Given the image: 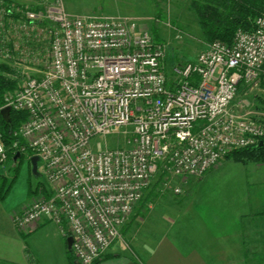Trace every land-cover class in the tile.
Here are the masks:
<instances>
[{
	"label": "built area",
	"instance_id": "built-area-1",
	"mask_svg": "<svg viewBox=\"0 0 264 264\" xmlns=\"http://www.w3.org/2000/svg\"><path fill=\"white\" fill-rule=\"evenodd\" d=\"M14 36L47 39L49 65L4 94L0 111L25 119L7 135L0 115V166L16 153L37 156L49 192L11 221L22 232L43 219L59 225L77 264L106 255L158 171L160 192L178 195L173 180L200 178L264 136L263 125L228 110L240 84L264 75V11L252 30L237 29L231 44L212 41L171 78L164 45L149 31L126 18L71 16L62 0H37L35 9L0 0L6 55L31 61ZM113 135L126 137L125 145L95 146Z\"/></svg>",
	"mask_w": 264,
	"mask_h": 264
},
{
	"label": "crops",
	"instance_id": "crops-1",
	"mask_svg": "<svg viewBox=\"0 0 264 264\" xmlns=\"http://www.w3.org/2000/svg\"><path fill=\"white\" fill-rule=\"evenodd\" d=\"M232 164L248 163L222 160L191 187L193 202L167 205L172 213H154L150 205L141 215L136 212L121 227L120 240L95 264H264V162L251 173L242 172L243 196L220 209L201 202L204 181L230 174L218 168ZM46 191L37 190L24 206ZM24 206L0 201V264H71L68 237L59 225L43 219L27 232L14 227L11 217Z\"/></svg>",
	"mask_w": 264,
	"mask_h": 264
},
{
	"label": "rangeland",
	"instance_id": "rangeland-1",
	"mask_svg": "<svg viewBox=\"0 0 264 264\" xmlns=\"http://www.w3.org/2000/svg\"><path fill=\"white\" fill-rule=\"evenodd\" d=\"M192 1L62 0L66 11L71 16L126 18L135 21L139 30L149 31L155 41L164 45L163 65L168 78L172 77L174 68L194 60L210 44L202 34L197 15L191 7ZM11 3L20 8L35 9L37 7V0L23 2L11 0ZM11 43L19 44V49L28 54V60L31 59V61L18 62L15 53L9 57L0 39V64L8 69V72L2 75L14 81L15 89H19L26 80L41 76L47 69L49 65L48 40L34 44L26 37L14 36ZM33 59L37 60L36 63H33ZM262 99H264L263 74L252 84L239 85L238 92L228 110L233 115L262 125L264 121V106L260 103ZM200 124L201 121H198L195 127L197 128ZM98 140L100 143L95 145L97 148H118L125 145L126 137L113 135ZM253 169L257 170L256 163H248L245 166L232 164L218 168V170L230 171V174L223 173L204 181L201 186V202L216 209L220 205L233 202L235 198L243 196L241 174L242 172L251 173ZM261 169L264 170V165ZM37 173L39 176L32 172L29 154H22L15 164L9 160L0 166V201H4L13 208H21L34 196L37 189L47 192L46 188H49V184L44 177L40 161L37 163ZM163 179L164 174L158 171L151 181V186L145 191L142 201L138 203L128 219L136 212L141 215L142 209L149 205L154 213L170 214L172 207L167 205H172L177 201L190 203L195 200L196 196L191 187L197 184L199 178H189L184 183L173 180L171 187L181 186V194L178 195L173 194L169 189L160 192L163 189ZM121 231L117 240L121 238Z\"/></svg>",
	"mask_w": 264,
	"mask_h": 264
},
{
	"label": "trees",
	"instance_id": "trees-1",
	"mask_svg": "<svg viewBox=\"0 0 264 264\" xmlns=\"http://www.w3.org/2000/svg\"><path fill=\"white\" fill-rule=\"evenodd\" d=\"M191 7L197 15L202 34L207 42L211 43L219 40L231 44L237 29L245 31L253 29L255 19L264 11V0H193ZM6 71L8 72L7 67L0 64V106L3 105L4 94L7 91L14 90L16 87L14 81L2 75ZM260 103L264 106V99ZM10 119L11 125L15 129L25 119V115L24 113L12 111ZM1 124L5 133L9 135L5 122L1 121ZM262 125L264 127V121ZM223 160L241 164L263 163L264 136L256 145L234 150L225 155ZM159 177L161 178L162 176ZM45 197L47 198L48 194ZM69 258L70 263L75 264L70 251Z\"/></svg>",
	"mask_w": 264,
	"mask_h": 264
},
{
	"label": "water",
	"instance_id": "water-1",
	"mask_svg": "<svg viewBox=\"0 0 264 264\" xmlns=\"http://www.w3.org/2000/svg\"><path fill=\"white\" fill-rule=\"evenodd\" d=\"M0 115H1V118L3 119V121L5 122V124L7 125L8 129L10 131L11 128H12L11 119H10V108L9 107L3 108L0 111ZM18 158H20V153H16L12 157V162L15 163ZM38 161H39V158L37 156L30 157V163H31V166H32V172L36 176H39V174L37 173V163H38ZM66 243H67V249H68V251H70L72 238L68 237L67 240H66Z\"/></svg>",
	"mask_w": 264,
	"mask_h": 264
}]
</instances>
